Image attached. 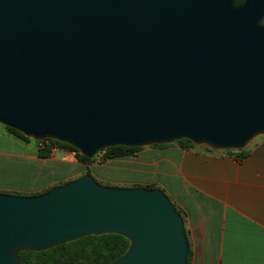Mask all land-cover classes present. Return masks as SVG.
<instances>
[{"label":"water","instance_id":"obj_1","mask_svg":"<svg viewBox=\"0 0 264 264\" xmlns=\"http://www.w3.org/2000/svg\"><path fill=\"white\" fill-rule=\"evenodd\" d=\"M0 124L92 158L187 139L243 150L264 136V0H0ZM119 234L110 264H186L185 223L161 189L85 174L0 192V264Z\"/></svg>","mask_w":264,"mask_h":264},{"label":"crops","instance_id":"obj_2","mask_svg":"<svg viewBox=\"0 0 264 264\" xmlns=\"http://www.w3.org/2000/svg\"><path fill=\"white\" fill-rule=\"evenodd\" d=\"M2 126L1 193L42 194L86 170L119 187L158 185L185 215L191 264H264V136L244 155L173 144L85 165L65 148L41 156L43 144L19 140Z\"/></svg>","mask_w":264,"mask_h":264},{"label":"trees","instance_id":"obj_3","mask_svg":"<svg viewBox=\"0 0 264 264\" xmlns=\"http://www.w3.org/2000/svg\"><path fill=\"white\" fill-rule=\"evenodd\" d=\"M5 129L13 137L19 140L22 141L33 140L31 138L24 136L22 133H20L15 129L9 127H5ZM37 143L43 144L45 146L44 149L40 151L41 156L48 155L49 151L52 150L53 147L56 148L60 147L74 151L76 159L82 164L85 165L92 164L96 160L95 159L96 155L92 158L85 157L81 155L76 148L56 140L47 139L45 141L37 142ZM173 144H179L181 146H188V147L195 146L191 141L187 139H183L180 141H176L172 144L153 145L151 147L160 148L163 146L173 145ZM140 149L142 148L125 147V146L110 147L100 151L102 155L100 162H105L112 158L131 156ZM230 151H235V150H230ZM239 153L244 155V150H240ZM85 174L92 175L90 170H86L84 175ZM99 183L105 186H115L110 184H103L101 182ZM139 186L141 185H136L133 187H139ZM142 187H145L147 189L158 188L161 189L166 194L165 190L158 185H149ZM171 201L174 203L177 211L183 217L185 223V215L182 209L172 199ZM129 246H130L129 240L126 237L119 234L91 235L72 242H68L56 246L46 251H41V252L23 251L20 253V259L23 264H110L116 258L123 255L128 250ZM191 263H192V251L189 246V254L187 257L186 264H191Z\"/></svg>","mask_w":264,"mask_h":264},{"label":"rangeland","instance_id":"obj_4","mask_svg":"<svg viewBox=\"0 0 264 264\" xmlns=\"http://www.w3.org/2000/svg\"><path fill=\"white\" fill-rule=\"evenodd\" d=\"M2 127H4V126H2ZM31 143H32L33 145H35L37 142L34 141V140H32ZM101 158H102V155H101V152H100V153L97 154L96 161L99 162V161L101 160ZM102 170H103V169H102ZM103 172L106 173L104 170H103ZM108 173H109V172H108ZM108 173H106V174H108ZM93 177H94V176H93ZM94 178H95L98 182H101V183H103V184H115V183H113V182H111V181H107V180H104V179H97L96 177H94ZM2 179H5V177L2 176V175L0 174V180H2ZM117 184L121 185V183H117ZM11 194H16V193H11Z\"/></svg>","mask_w":264,"mask_h":264},{"label":"built area","instance_id":"obj_5","mask_svg":"<svg viewBox=\"0 0 264 264\" xmlns=\"http://www.w3.org/2000/svg\"><path fill=\"white\" fill-rule=\"evenodd\" d=\"M52 149H56V147H53Z\"/></svg>","mask_w":264,"mask_h":264}]
</instances>
